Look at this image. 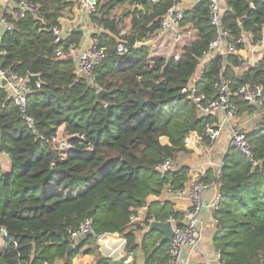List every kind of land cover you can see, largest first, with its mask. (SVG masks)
Returning a JSON list of instances; mask_svg holds the SVG:
<instances>
[{"label": "trees", "instance_id": "obj_1", "mask_svg": "<svg viewBox=\"0 0 264 264\" xmlns=\"http://www.w3.org/2000/svg\"><path fill=\"white\" fill-rule=\"evenodd\" d=\"M115 1L97 0L91 16L107 29L99 40L108 52L95 69L93 84L76 77L70 60L54 57L56 45L50 29L64 28L66 21L73 24L74 19L67 17L78 13L73 3L30 0L37 10L13 22V29L0 39V68L18 76H39L41 89L29 97L28 115L35 121L36 133L44 138L36 139L26 128L0 89V155L10 160L9 173H3L0 166V230L7 236L0 249V264H76L84 244L95 245V238L87 237L67 254L66 230L75 229L87 218L93 220L95 237L123 236L126 252L136 257L141 254L143 264L168 260L169 243L157 249L161 235L143 234L149 220L181 218V208L164 196L169 189H184L189 181L186 166L166 174L156 167L188 153L190 145L184 139L192 133L202 136L206 124L217 122L212 116L200 115L181 92L196 74L214 37L207 18L208 0H197L184 14L182 24L197 29L193 45L179 59H157L152 67L144 49L132 46L147 41L158 29L172 2L130 0L133 9L115 17ZM228 8L223 27L234 34L241 28L253 42L261 39L264 0H228ZM126 26L128 33L120 37ZM79 36V32L73 33L74 40ZM119 43L131 54H116ZM238 51L227 58L226 66L220 59L206 65L198 86L205 103L216 98L213 86L217 82L230 81L233 89L264 82V66L240 74L247 50L241 46ZM100 91L104 92L101 98ZM240 107L242 114L253 112L245 104ZM60 128L72 145L64 155L49 145ZM209 141L202 139L203 143ZM249 141L255 156L264 159V129L250 135ZM214 174L205 177L214 181L221 195L218 209L212 213L213 249L220 252L225 264H264V162L253 168L229 149L215 179ZM110 241L117 243L107 236L100 240L105 252ZM95 251L90 246L83 254L94 258ZM95 264L124 263L98 256Z\"/></svg>", "mask_w": 264, "mask_h": 264}, {"label": "built area", "instance_id": "obj_2", "mask_svg": "<svg viewBox=\"0 0 264 264\" xmlns=\"http://www.w3.org/2000/svg\"><path fill=\"white\" fill-rule=\"evenodd\" d=\"M65 1L75 4L78 13L67 15L68 18L74 19L72 25H68L66 21L63 24L64 28L51 27L53 44L56 45L54 57L70 60L74 64L76 77L93 84L96 67L108 56L107 49L100 46L99 40L101 35L107 33V29L91 19L96 12L97 0H94V3H90L89 0ZM146 1L156 3L160 0ZM170 1L172 5L160 19L158 29L147 36V41L143 43L137 41L132 46L134 50L144 49L150 67L155 60L163 58L161 55H164L165 44L181 48L182 52L197 40V29L190 24H182L187 11L183 4L184 0ZM36 10L37 7L32 5L30 0H0V25L6 28V32L11 31L13 22L23 20L28 12ZM228 12H230L228 0H208L207 18L209 26L214 30V37L198 65L196 74L181 91L197 106L200 115L212 116L217 122L206 124L202 136L193 133L188 135L184 139V144L196 145L197 150L201 152L205 150L202 139L212 142L227 131L228 148L240 154L251 167L255 168L260 166L264 159L255 156L249 136L264 129V82L246 83L234 89L230 81L217 82L213 86L216 98L207 103L204 102V96L198 90L206 65L214 59H220L221 65L226 66L227 58L237 55L241 46H245L247 50V58L239 69L241 74L243 70L249 71L264 66V24L261 39L253 42L252 36L241 28V32L234 34L222 26V18ZM74 32L80 34L77 40L73 39ZM127 33V30L122 29L119 35L122 37ZM115 51L118 55L131 54V50L123 43L117 44ZM179 58L172 54L167 57L174 60ZM0 89L6 93V100L19 112L20 119L26 128L36 136V139L44 140L43 136L36 133L35 121L28 115V99L41 89V82H31L26 76H18L9 69L0 68ZM241 104L252 108L253 112L242 114ZM71 149L69 139H65L60 142L56 150L68 152ZM174 160V158L166 159L156 167V170L160 174L178 170ZM221 165V163L217 165L214 179L219 174ZM188 174L189 181L184 189L175 191L169 189L166 193L168 201L183 202L186 207L180 211L179 220L174 218L168 220L173 227V237L166 250L168 260L163 264H225L220 252L213 249L211 241L209 243L205 241L207 232L212 234L214 229L215 220L212 218V213L218 209L221 195L216 190L214 181L205 180V173L199 169L191 168ZM208 193H211V198L207 202ZM176 211L173 210V212ZM206 213L210 214L209 219ZM0 232L5 233L3 230ZM66 233L68 245L73 248L79 246L89 236L95 238V243L102 237H95L93 220L90 218L84 219L75 229H67ZM5 238L7 236L2 240ZM197 259H199L198 263H195L194 260Z\"/></svg>", "mask_w": 264, "mask_h": 264}, {"label": "crops", "instance_id": "obj_3", "mask_svg": "<svg viewBox=\"0 0 264 264\" xmlns=\"http://www.w3.org/2000/svg\"><path fill=\"white\" fill-rule=\"evenodd\" d=\"M129 1L130 0H128L126 2L129 3ZM195 3H197V0H184L183 1V4L188 9L191 8ZM127 19H129V18H127ZM123 29L128 30L127 26L124 27ZM197 37H198V35H197ZM180 49L181 48L175 47L172 44H165L164 48H163L164 55H161V57H163V58H158V59L169 60V59H167L169 54H172L175 57L176 56L181 57V55L183 54V51L181 52ZM183 49H184V47H183ZM244 72H247V71L243 70L242 73H244ZM227 136H228V132L224 131L219 136V138L217 140L212 141V142L209 141L208 143H211V144H209L211 146L206 147V145H205V150L201 151V152L198 151L197 148L195 149L193 147L194 145H190L188 147V150H190V151H189V153H187L186 156H182L184 154L183 153V154H180V156L178 155V158H175V160H174L175 165L179 168V165H177V163H176V159H177L179 162L180 161L182 162V166H186L189 169H191V168L199 169L200 171L205 173V177L208 178V173H210L211 175H212V172L216 173L217 165L219 163L222 164L223 157L227 154V152L229 150V148L227 146V142H226V139L228 138ZM218 155H220V156L218 157ZM0 166H1L3 173H9V171H10V160L4 154L0 155ZM214 176H215V174H214ZM210 198H211V193H208L206 195L207 202ZM174 203H176L177 206H179L181 208V210H183L186 207V206H184L183 202H174ZM206 216L209 219L210 214L206 213ZM208 230H210V229H208ZM208 232H207V235L205 236V241L209 243V241H211V239H212V234H210ZM106 236L110 237V239L116 238L117 240L114 239V241H116L117 243H113V241H110L109 244L111 247L109 248V250H106V252H105L102 249V245L100 244V240ZM1 238H2V236H1ZM94 244H95V248L98 247L97 257L98 256L104 257V258L110 260L112 263H118L120 261H123L124 264H132V262H133L132 257L125 250L126 244H127L126 239L121 235H118V234L104 235L100 239H98L97 243H94ZM113 254H116V256ZM83 257H84L85 261H87L84 264H95V262L97 261V260H94L91 263V259L89 257H87V256H83ZM76 261L77 260L75 259V263L77 264ZM137 261H140V264H143V262H144L142 260V258L138 259Z\"/></svg>", "mask_w": 264, "mask_h": 264}, {"label": "rangeland", "instance_id": "obj_4", "mask_svg": "<svg viewBox=\"0 0 264 264\" xmlns=\"http://www.w3.org/2000/svg\"><path fill=\"white\" fill-rule=\"evenodd\" d=\"M106 1H107V0H101V3H106ZM127 9H129V10L131 11V10L133 9V6H130V4L127 3V2L121 3V4H119V5L117 4V6L114 7L113 15H114L115 17H117V16L120 15L123 11H125V10H127ZM125 24L128 25V19H126ZM239 72H240V74H241V70H239ZM238 119H240V117H239ZM227 137H228V136H227ZM65 139H69V136L63 132V129H62V128H60V129L57 131L55 138H53V139L50 141L49 145H50L53 149L56 150V149L59 148V144H60V142L64 141ZM226 142H228V138L226 139ZM209 144H211V143H206V142H205L204 145H206V147H210L211 145H209ZM193 147L196 149V145H194ZM189 151H190V150H189ZM61 153H62V155H64L65 153H67V151H64V152L62 151ZM188 153H189V152H188ZM186 155H187V153H184L182 156H186ZM179 156H180V155H179ZM219 156H220V155H218V157H219ZM176 158H178V156H177ZM176 163H177V165H179V167L182 166V162H181V161L179 162L177 159H176ZM164 199L167 200V194L164 196ZM137 235H138L137 238L139 239V235H140V233L137 234ZM113 239H116V238H113ZM116 240H117V239H116ZM2 241H3V240H2V238H1V232H0V249L4 246V245H3L4 243H3ZM90 246L95 247V245H92L91 242H89V241L86 242V244H84V247L79 251V253H78L77 256H76V260H77L76 262H77V264H78V263H79V264H84V263L87 262V261H85V259H84V257H83V256H85V255H83V251H84L86 248L90 247ZM96 250H97V251L94 252V258H90V257H89V258L91 259V263H92L94 260H97V259H98V257H97L98 247H96ZM130 256L132 257V260L135 261L137 264H140V261H137L138 259H141V258H142V260L144 261V258L142 257L141 254H137L138 257L133 256V254H130ZM87 257H88V256H87ZM137 258H138V259H137ZM198 260H199V259L195 260V263H198ZM57 264H60V262H57Z\"/></svg>", "mask_w": 264, "mask_h": 264}, {"label": "water", "instance_id": "obj_5", "mask_svg": "<svg viewBox=\"0 0 264 264\" xmlns=\"http://www.w3.org/2000/svg\"><path fill=\"white\" fill-rule=\"evenodd\" d=\"M94 0H89L90 3H94ZM128 0H116L114 5L120 4L123 2H126ZM143 0H140L142 2ZM6 34V28L0 25V39ZM31 82H40L39 76L38 75H27L26 76ZM102 95H104V92L100 91L98 92V97L101 98ZM140 104H143V100L138 101ZM111 106H107V109H109ZM148 220V218H146ZM151 232H157L161 235L160 240L157 243L156 248H160L162 245L166 243H170L172 241L173 237V227L170 221L166 222H158L155 220H149L148 221V226L146 230L144 231L143 235H147ZM2 238L6 236L5 233L1 234ZM73 247L68 245L67 246V254H69L71 251H73Z\"/></svg>", "mask_w": 264, "mask_h": 264}]
</instances>
